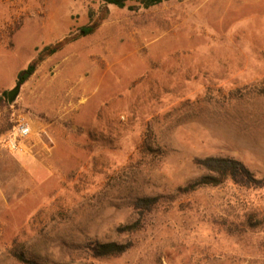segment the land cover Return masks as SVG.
Masks as SVG:
<instances>
[{"label": "rangeland", "instance_id": "obj_1", "mask_svg": "<svg viewBox=\"0 0 264 264\" xmlns=\"http://www.w3.org/2000/svg\"><path fill=\"white\" fill-rule=\"evenodd\" d=\"M104 9L0 0V94L61 42L0 95V264H264V188L183 190L209 155L264 177V0L107 5L70 38ZM18 120L31 135L9 151ZM144 196L160 197L144 226L118 232Z\"/></svg>", "mask_w": 264, "mask_h": 264}, {"label": "trees", "instance_id": "obj_2", "mask_svg": "<svg viewBox=\"0 0 264 264\" xmlns=\"http://www.w3.org/2000/svg\"><path fill=\"white\" fill-rule=\"evenodd\" d=\"M105 9L100 13L99 18L93 23L82 25L79 32L70 38H77L92 33L99 20L104 18L107 12V5H114L119 8L138 9L148 8L161 3L164 0H102ZM61 46V42H57L53 46L46 47L45 50L31 60L25 68L20 70L16 77V83H24L35 72L37 65L42 61L45 55H49ZM6 90L0 95L6 96ZM263 92V91H262ZM195 164L204 170V173L190 181L183 190L190 191L202 187H217L225 182H230L236 187L242 189H258L264 188V177H257L242 161L235 157L227 155H209L203 158H195ZM160 197L144 196L136 198L132 201V209L138 215L137 219L128 224L120 225L117 231L120 233H133L140 230L144 226L145 218L158 205ZM134 243L131 240L126 242L95 241L91 247L92 254L95 257H117L129 250ZM19 255V254H18ZM20 258V255H19ZM22 259V257L20 258ZM31 264H35L30 262Z\"/></svg>", "mask_w": 264, "mask_h": 264}, {"label": "built area", "instance_id": "obj_3", "mask_svg": "<svg viewBox=\"0 0 264 264\" xmlns=\"http://www.w3.org/2000/svg\"><path fill=\"white\" fill-rule=\"evenodd\" d=\"M31 135L28 123L18 120L12 132L5 138V147L9 151H19L24 147V140Z\"/></svg>", "mask_w": 264, "mask_h": 264}, {"label": "water", "instance_id": "obj_4", "mask_svg": "<svg viewBox=\"0 0 264 264\" xmlns=\"http://www.w3.org/2000/svg\"><path fill=\"white\" fill-rule=\"evenodd\" d=\"M20 86L21 83L17 82L14 87H12L11 89L7 90L6 92V96H7V100L9 103H12L14 101V99L16 98L19 90H20Z\"/></svg>", "mask_w": 264, "mask_h": 264}]
</instances>
